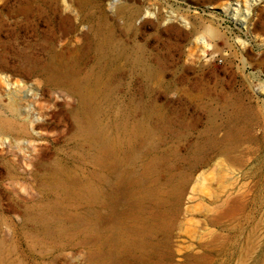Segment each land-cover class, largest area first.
<instances>
[{"label": "rangeland", "instance_id": "obj_1", "mask_svg": "<svg viewBox=\"0 0 264 264\" xmlns=\"http://www.w3.org/2000/svg\"><path fill=\"white\" fill-rule=\"evenodd\" d=\"M118 262L264 264V0H0V264Z\"/></svg>", "mask_w": 264, "mask_h": 264}, {"label": "bare ground", "instance_id": "obj_2", "mask_svg": "<svg viewBox=\"0 0 264 264\" xmlns=\"http://www.w3.org/2000/svg\"><path fill=\"white\" fill-rule=\"evenodd\" d=\"M137 135V134H136ZM130 137V136H129ZM135 139V138H134ZM137 139V138H136ZM133 140V139H132ZM137 142V141H136ZM134 143V142H133ZM127 146V145H126ZM128 146H129V143H128ZM132 146L134 147V145H131L130 144V147H128L129 148V151L131 150L130 148H132ZM135 151V147H134V149L132 148V151ZM122 150H120V152H121ZM127 151V150H126ZM125 151V152H126ZM128 151V152H129ZM123 152V151H122ZM127 152V153H128ZM131 152V151H130ZM134 155H132V156H130L131 158V161L130 162H134L135 160H136V158H137V155L139 154L138 152V154H135L134 152H132ZM116 154H118V153H116ZM126 154V153H125ZM130 154V153H129ZM119 155V154H118ZM123 155V154H122ZM125 156H127V154L125 155ZM141 156H142V154H141ZM140 156V157H141ZM118 157V156H117ZM138 158H139V156H138ZM147 158V157H146ZM142 159V158H141ZM141 159H138V160H141ZM137 160V161H138ZM146 160V159H145ZM124 162H125V160H124ZM128 162H129V160H128ZM128 162H127V164H128ZM147 162V161H146ZM149 162H151V161H149ZM122 163H123V161H122ZM145 164H147V163H145ZM150 164V163H149ZM158 164V163H157ZM162 165V164H161ZM146 166V165H145ZM160 166V165H159ZM161 167V166H160ZM132 168V167H131ZM146 169V168H145ZM155 169H157L156 168V164H151L150 166H148L147 167V169H146V171H145V173L144 174H146L147 176L148 175H151L154 171H156ZM160 169V168H159ZM130 170V169H129ZM143 170H144V168H143ZM134 171H136L135 169H134ZM159 171L160 170H158V173H159ZM141 173H142V171H140ZM140 172H138V173H140ZM135 173V172H134ZM137 173V172H136ZM95 174V173H94ZM100 174V173H99ZM102 174V173H101ZM120 174H122V172L120 173ZM119 174V175H120ZM124 174H126V173H124ZM128 175H129V173H127ZM132 174H133V171H132ZM96 175V174H95ZM128 175L127 176H123V175H121V176H123V177H128ZM135 175V174H134ZM102 176V175H101ZM120 176V177H121ZM143 176V175H142ZM152 176V175H151ZM154 176V175H153ZM156 176H157V174H156ZM134 177V176H133ZM137 177H139V174H137V176H136V178ZM94 178V177H93ZM97 178V177H96ZM95 178V179H96ZM131 178V177H130ZM130 178H129V180H130ZM136 178H134V179H136ZM141 178V177H140ZM144 178V177H143ZM146 178V177H145ZM148 178H149V176H148ZM147 178V179H148ZM152 178V177H151ZM125 179H127V178H125ZM132 179V181H130V183L128 182V180H127V182L129 183V185L131 184L132 185V187H133V185H135V184H137V183H139V182H137L136 183V180H134L133 178H131ZM139 179V178H138ZM98 180V179H97ZM96 180V181H97ZM99 180H101V178L99 179ZM98 180V181H99ZM120 180V179H119ZM140 180V179H139ZM144 180V179H143ZM142 180V181H143ZM151 180V179H150ZM153 180V179H152ZM124 181L125 180H123V179H121L119 182H120V184H123L124 183ZM138 181V180H137ZM92 182H94V181H92ZM126 183V182H125ZM153 183V182H152ZM91 184V183H90ZM89 184V185H90ZM101 184H102V181H101ZM142 184H144V183H142ZM96 185V184H95ZM94 185V186H95ZM100 185V184H99ZM128 185V184H127ZM141 185V184H140ZM97 186V185H96ZM143 186H145V185H143ZM135 187V186H134ZM138 187V186H137ZM154 187V186H153ZM102 188V187H101ZM141 188V187H140ZM155 188V187H154ZM177 188H179L180 190H182L180 187H177ZM182 188H184L183 186H182ZM92 189V187H90V190ZM144 189L145 190H137L136 192H139V196H141V197H143V198H145V196H148V195H150V196H154L153 194V192H151L150 190H152L151 189V187L148 185L147 186V188L146 187H144ZM89 190V191H90ZM93 191V190H92ZM133 191H134V189H133ZM132 191V192H133ZM91 192V191H90ZM180 192V191H179ZM178 192V193H179ZM182 192H183V190H182ZM134 193V192H133ZM155 193H156V190H155ZM94 194V193H93ZM102 194V193H101ZM179 194H182L183 195V193H179ZM100 195V194H99ZM160 196H162V193L160 194ZM156 197V196H154V197H156L155 198V200H156V203H155V201H153L155 204H158V205H160V204H162L163 203V201L164 200H162V197ZM181 195H179L178 197H180ZM80 197V196H79ZM152 197H151V199H152ZM174 197V196H173ZM75 198H77V196L75 197ZM143 198H142V201L141 200H139L137 203H139V202H143ZM148 198V197H147ZM164 198V197H163ZM175 198V197H174ZM98 199V198H97ZM141 199V198H140ZM147 200V199H146ZM166 200H169V199H167L166 198ZM175 200H177V199H175ZM180 200V199H179ZM76 201H77V199H76ZM145 201V200H144ZM174 201V200H173ZM75 202V201H74ZM152 202V201H151ZM172 202V201H171ZM177 202V201H176ZM144 203V202H143ZM143 203L142 204H136V205H134L133 207H132V209L130 210V213H129V215H130V217H132V221L133 220H135V226L134 225H130V223H132V221L130 222V223H126V221H129L130 220V217L128 218V220H124L123 221V219H121V216H117V215H115L114 217V221H115V224H116V228H117V232H118V234L121 236V235H124V237L122 238L124 241H123V244H124V242H126V240H127V245H130V247L132 246L133 247V245H135L136 244V242H138L139 240H141L142 238H141V232H143L145 229H146V226H145V224L146 223H144V222H142L143 220H142V218L145 216V214H147V213H143L144 214V216L143 215H141L142 214V210L144 209L142 206H144L143 205ZM150 203V202H149ZM98 205V204H97ZM148 206H149V204H147ZM146 205V206H147ZM157 205V206H158ZM164 205H166V204H164ZM171 205H172V203H171ZM177 205V204H176ZM161 206V205H160ZM163 206V205H162ZM168 206H170L169 204H168ZM149 207H151V205L149 206ZM159 207V206H158ZM146 208V207H145ZM154 208V207H153ZM160 208V207H159ZM150 209V208H149ZM148 209V210H149ZM152 210H154V209H152ZM152 210L150 209V211L152 212ZM157 210V209H156ZM160 210V209H159ZM150 212V213H151ZM156 212V211H155ZM154 212V213H155ZM157 212H158V210H157ZM149 213V214H150ZM115 214V213H114ZM149 214H148V217H149ZM153 214V213H152ZM91 215V214H90ZM135 215V216H134ZM155 216L157 215V214H154ZM162 215V214H161ZM89 216V215H88ZM87 216V217H88ZM147 217V216H146ZM164 217V216H163ZM89 218H92L91 216H89ZM160 219H161V216L159 217ZM88 219V218H87ZM144 219V218H143ZM150 219V218H149ZM155 219V218H154ZM157 219V218H156ZM83 220V219H82ZM150 220H152V218L150 219ZM158 220V219H157ZM89 221V220H88ZM144 221H145V219H144ZM149 222V221H148ZM159 223V222H158ZM164 224H165V222H163ZM148 225V224H147ZM156 225V224H155ZM134 226V227H133ZM151 226V225H150ZM153 226V225H152ZM168 226V225H167ZM158 228H159V226H157ZM161 227V226H160ZM94 228V227H93ZM147 228H150L149 226L147 227ZM157 228V229H158ZM154 229V228H153ZM156 229V230H157ZM146 230H148V229H146ZM162 231H163V229H161ZM96 231V230H95ZM91 232V231H90ZM146 232V231H145ZM151 232V231H150ZM152 233H154V230L152 231ZM157 233V232H156ZM89 234V233H88ZM92 234V233H91ZM150 234V233H149ZM87 235V234H86ZM146 235V234H145ZM150 236V235H149ZM152 237V236H151ZM155 237V235L153 236V238ZM124 238H126V240L124 239ZM148 238V237H147ZM150 238V237H149ZM87 239V238H86ZM144 239V238H143ZM87 240H89V238L87 239ZM87 240H85V238H84V240H82V242L83 241H87ZM144 240H146V239H144ZM149 240V239H148ZM91 241H93V240H91ZM143 241V240H142ZM146 242H147V240H146ZM150 242V241H149ZM143 243V242H142ZM151 243V242H150ZM126 244V243H125ZM146 244V243H145ZM148 244V243H147ZM127 245H126V247H127ZM140 245V244H139ZM153 245H154V243H153ZM137 246V245H136ZM148 246H150V244L148 245ZM152 246V245H151ZM139 247V246H138ZM145 248V247H144ZM151 248V247H150ZM149 247H148V249H150ZM126 248L124 247V250H125ZM130 249V248H129ZM138 249V248H137ZM134 250V249H133ZM139 250H140V248H139ZM138 250V251H139ZM126 251H128V249L126 250ZM150 251V250H149ZM135 252H136V250H135ZM247 252V251H246ZM128 253V252H127ZM128 254H131V252H130V250H129V253ZM127 255V254H126ZM133 255V254H132ZM135 255V254H134ZM124 256V255H123ZM125 258V257H124ZM125 260V259H124ZM124 260H122V261H124ZM117 262V261H116ZM126 262V261H125ZM124 262V263H125ZM112 263V262H111ZM119 263V262H118ZM123 263V262H122ZM127 263V262H126ZM125 263V264H126ZM120 264V263H119Z\"/></svg>", "mask_w": 264, "mask_h": 264}, {"label": "water", "instance_id": "obj_3", "mask_svg": "<svg viewBox=\"0 0 264 264\" xmlns=\"http://www.w3.org/2000/svg\"><path fill=\"white\" fill-rule=\"evenodd\" d=\"M86 39H83V44L82 45H77L74 42L73 38H68L63 43H55L52 48L55 52L59 53H71V52H76L82 48L83 45H85Z\"/></svg>", "mask_w": 264, "mask_h": 264}]
</instances>
